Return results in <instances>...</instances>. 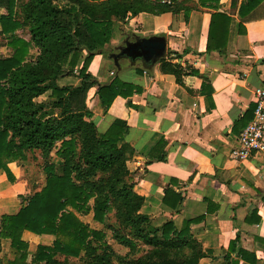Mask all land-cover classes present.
<instances>
[{"label": "trees", "instance_id": "trees-1", "mask_svg": "<svg viewBox=\"0 0 264 264\" xmlns=\"http://www.w3.org/2000/svg\"><path fill=\"white\" fill-rule=\"evenodd\" d=\"M218 1L198 0V6L210 3L213 8ZM263 1L248 0L240 17ZM198 6L191 0H0V9L5 11L0 18V47L8 51L0 57V172L14 182L8 164L20 165L28 161L27 154L36 152L44 160L46 175L40 192L15 214L0 216V253L1 242L8 240L12 256L11 260L0 257V264L2 259L6 264H27L23 232L53 237L50 245L36 247L30 264H75L73 259H81L80 264H118L105 235L80 219L90 214L127 254L135 251V243L149 249L126 264H197L203 257L189 234L193 221L184 222L178 231L172 221L154 227L140 213L144 200L134 193L126 168L134 155L125 142L127 124L114 120L100 134L86 106L88 92L95 87L104 112L116 97L132 95V86L116 80L99 84L87 72L94 56L106 57L114 21L126 24L141 13H168L181 14L187 22ZM229 22L223 14L211 15L206 52L224 54ZM218 34L224 35L220 45ZM160 63L162 72L179 81L173 66L164 60ZM65 78L77 79L78 84L60 86L58 82ZM44 95L45 101H36ZM126 105L130 107V102ZM52 151L61 160L60 166L45 165ZM180 202L176 198L172 208ZM109 205L114 206L128 236L107 223ZM246 221L251 222L249 217ZM235 242L237 237L230 250ZM238 254L243 257L244 252L239 249Z\"/></svg>", "mask_w": 264, "mask_h": 264}, {"label": "crops", "instance_id": "crops-1", "mask_svg": "<svg viewBox=\"0 0 264 264\" xmlns=\"http://www.w3.org/2000/svg\"><path fill=\"white\" fill-rule=\"evenodd\" d=\"M191 1L198 6V0ZM247 1L219 0L213 8L210 3L198 6L187 22L181 14L168 13H141L126 24L114 21L106 57L94 56L87 69L99 84L116 80L133 87L128 99L116 97L106 112L97 88H92L87 110L100 134L114 120L127 124L125 142L134 155L126 168L134 193L144 200L140 213L154 227L172 221L178 231L184 222L193 221L189 234L203 254L197 264H264V153L241 161L231 157L239 134L253 118L254 90L264 86V1L241 18L240 9ZM213 13L230 20L222 55L206 52ZM3 15L0 9V18ZM218 35L220 45L224 35ZM154 36L165 39L162 60L174 67L179 81L162 72L161 60L145 69L139 61L120 59L116 67L108 59L125 41ZM22 38L28 40L26 35ZM5 50L0 47V55ZM58 83L76 86L78 80L65 78ZM17 165L7 166L14 182L20 178ZM3 175L0 172V181ZM2 188L0 184V194ZM0 197V216L21 208L7 196ZM176 198L181 202L172 208ZM11 208L15 209L9 212ZM21 240L30 257L38 245H50L53 237L23 232ZM5 256L12 259L8 240L1 242L0 257Z\"/></svg>", "mask_w": 264, "mask_h": 264}, {"label": "rangeland", "instance_id": "rangeland-1", "mask_svg": "<svg viewBox=\"0 0 264 264\" xmlns=\"http://www.w3.org/2000/svg\"><path fill=\"white\" fill-rule=\"evenodd\" d=\"M21 35L24 34V32L19 33ZM6 51V52H5ZM0 57H5L8 55V51L5 50ZM33 55L35 54L34 51L31 52ZM28 161L22 163L19 165L18 168L20 172V178L16 182H9L7 181L5 175L2 176V181H0V184H2V194L0 196L6 197V199H11L15 205L16 203H20V206H24L27 203V200L30 199L35 193H38L41 191V189L44 187L45 184V173L42 171V168L44 167V160H42L38 153H29L27 154ZM45 165H55L60 166L61 160L55 156V151H52L50 156L46 159ZM17 175V173H16ZM19 177V174L17 175ZM15 181V179H14ZM13 186V187H11ZM25 187V188H23ZM11 191L13 192V195H10ZM1 200V197H0ZM15 208H11L9 212H12ZM1 213V212H0ZM90 216V217H88ZM107 223L119 233H121L123 236L126 235V232L122 229V227L119 225V222L116 217V210L113 205L108 206V212H107ZM80 219L83 221V223L87 224L90 228L100 231L105 235V242L108 243V245L112 248L115 255L118 257L119 262H116L118 264H126V262L131 261L133 259H136L138 257H141L145 255L149 249L140 246L139 244L135 243V251L131 254H127L128 251L119 245L117 242H115L112 239V235L110 231H107L106 228H104L101 225H98L94 223L91 220V214L87 216H82ZM34 244V243H33ZM31 251L30 253H32ZM6 257V256H5ZM32 256L27 257L26 263L30 264V259ZM82 257V256H81ZM7 258V257H6ZM166 258H171L170 256H167ZM71 262L75 264H80L81 259H73L70 260ZM1 264H6L5 259H2Z\"/></svg>", "mask_w": 264, "mask_h": 264}, {"label": "built area", "instance_id": "built-area-1", "mask_svg": "<svg viewBox=\"0 0 264 264\" xmlns=\"http://www.w3.org/2000/svg\"><path fill=\"white\" fill-rule=\"evenodd\" d=\"M254 104L253 118L239 134L238 148L231 151V157L237 161L264 153V86L254 90Z\"/></svg>", "mask_w": 264, "mask_h": 264}, {"label": "water", "instance_id": "water-1", "mask_svg": "<svg viewBox=\"0 0 264 264\" xmlns=\"http://www.w3.org/2000/svg\"><path fill=\"white\" fill-rule=\"evenodd\" d=\"M166 42L163 37L140 38L134 37L133 42L125 41L116 54L108 59L117 67L118 60L126 59L131 63L139 61L145 69H150L155 63L165 58Z\"/></svg>", "mask_w": 264, "mask_h": 264}]
</instances>
